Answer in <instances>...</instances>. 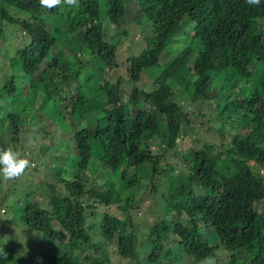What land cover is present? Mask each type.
<instances>
[{"label":"trees","instance_id":"obj_1","mask_svg":"<svg viewBox=\"0 0 264 264\" xmlns=\"http://www.w3.org/2000/svg\"><path fill=\"white\" fill-rule=\"evenodd\" d=\"M126 1L79 0L78 7H55H63L67 20L62 42L63 28L51 30L45 18L53 8L40 0H0V35L6 37L10 24L25 38L8 60L0 56V127L6 123L10 129L9 142L0 133V149L9 145L17 151L25 110L18 104L27 102L39 110L37 121L45 118L63 131L58 136L39 127L41 138L51 139L39 152L42 159L54 156L53 168L67 173L55 177L56 189L48 187L54 189L47 204L28 190L22 203L14 198L9 208L0 180V219L11 216L2 221L22 219L42 233L45 246L50 237L64 238L62 244L53 242L58 254L47 247L43 254L42 245L39 256L15 261L223 264L221 251L226 264H264V214L257 209L264 199V71L249 84L253 65L261 61L264 68V0H135L142 26L133 35L124 29L123 35ZM186 21L192 36L183 29ZM182 40L190 41L175 47ZM120 43L129 51L127 70L111 79L125 65L117 59ZM221 74L227 79L214 84ZM91 105L96 109L90 111ZM23 118L31 120L28 114ZM198 131L222 138L229 132L230 139L210 142ZM174 156L181 168L169 171L162 161ZM98 164L105 168L98 174L101 181L93 183L88 175ZM144 165L147 175L140 182L155 186L162 206L137 245L136 195H128L121 182L135 185L141 174L136 169ZM159 174L165 190L156 186ZM45 183L34 190L43 191ZM175 214L180 219L171 218ZM241 247L249 250L245 261L238 257ZM6 258L0 257V264H13Z\"/></svg>","mask_w":264,"mask_h":264},{"label":"rangeland","instance_id":"obj_2","mask_svg":"<svg viewBox=\"0 0 264 264\" xmlns=\"http://www.w3.org/2000/svg\"><path fill=\"white\" fill-rule=\"evenodd\" d=\"M126 7H127V20H124V26H123V30H127L128 32H131V34L135 31V28H137V25L140 27L142 26V23L139 21L138 17H137V3L135 0H127L126 1ZM52 13L51 12H47L45 14V18L47 23H49L50 25V29H54L56 28V26H61L63 29H61V33H59V39L64 42L66 39V33H65V28L67 26V20L64 17V12H63V7L59 8V9H52ZM137 17V18H136ZM188 21L185 22L186 26L183 28L186 32H188V36H192L193 34V30L189 27V25L187 24ZM184 24V25H185ZM122 30V31H123ZM125 30L122 32L123 35L126 34ZM3 33L6 35V37L0 35V56H2L3 54V59L4 60H8V58L14 54L15 49H17L21 44H23L24 42V36H22L20 29L15 26V25H6L4 27V31ZM130 34V36H131ZM138 33H135V39ZM55 35H58V33H55ZM133 35V34H132ZM132 40H133V36H132ZM190 40H187V42L189 43ZM186 41L183 42L180 41L179 43H177L175 45V47L180 48L183 45H185L187 43ZM133 49V46H132ZM173 53H175V51H173ZM171 53L169 54L170 56H173L174 54ZM131 54V51H130ZM129 55V51L127 50V47L125 44L120 43L118 45V61L119 63H124V66H121L122 69L118 70L116 69L115 71H113L111 73V79L116 78L119 74L120 71L126 72L127 70V63H126V58ZM134 61V60H133ZM138 62H140L139 60H137ZM132 63V61H131ZM141 63V62H140ZM133 68L136 69L138 68V65L133 63ZM253 69L256 70L255 71V75L253 76L252 79H250L249 84L254 85L256 84V82H258L259 78L261 77L264 68L262 65V62L258 61L253 65ZM15 73L19 74V72L17 70H15ZM39 73L42 76V71H39ZM2 73L0 72V77H1ZM44 76L45 73H44ZM126 74H124L123 78H126ZM228 75L226 74H221L218 78H216L214 80V84L219 85L221 82H224L225 79H227ZM143 78H146V76L144 75ZM18 80V78H17ZM114 82V81H113ZM52 84L50 87V90L53 89L54 84ZM41 86V85H40ZM143 89H149L151 87V85L148 84H142L140 85ZM235 91H237L239 94L237 95L238 99H241V93H240V89L238 87H236ZM30 95V94H29ZM33 97H35L36 95H32ZM21 108H25V110L23 111V113L21 114V119L19 121L20 125H22L21 130L22 132L20 133V137L19 140L16 141L15 145L18 147L17 152H20L22 154V156L28 158L30 161L32 160L34 162V167H30L25 174L20 177L19 179H16L13 181H3L1 180V185L4 187V190H6L5 197H4V204H7V207L9 208L12 203H13V199L14 198H18L20 200V203L23 202V194L28 191V190H32L33 195L36 194L37 196H35L34 198H36L35 200H37L40 203L43 204H47L48 203V193L50 192L51 189H54L57 185V181L56 178L61 177V176H67V173H65V170L59 166H57L56 168L52 166V163L55 162V157L53 156V161L52 158L50 156L42 159V155L39 152V147L44 145V144H49V142L51 141V139L49 138V135H45L43 138H41L40 133L41 131L38 130V128L41 126L46 125V130L49 132L54 133L55 135L57 134L58 136H63L62 135V130L55 124L52 123L51 121H46L47 119L42 118L40 120L37 121V116L35 115L36 113L39 112V110H37V107H35L36 109H34L33 107H30V104L27 102H21L18 104L19 106H22ZM20 108V109H21ZM92 108H95L94 105H91L90 107V111L92 110ZM96 109V108H95ZM24 114H28V118L31 119L29 121H23V115ZM35 117V118H34ZM34 118V119H33ZM1 126V125H0ZM8 125L5 123L3 124L2 128L0 127V133L2 134V138H4L7 142H9L8 139H6L9 135V131L10 129L7 128ZM164 130V126H162L161 131ZM228 130V129H227ZM196 131L193 132V134L195 135ZM192 134V135H193ZM198 134L200 135V137L203 140H209L210 142H215L218 143V140L221 141H226L229 137H230V133L226 132L225 133V137L222 138V135H219L217 132L214 133H210V132H205V131H198ZM42 135V134H41ZM43 136V135H42ZM61 138V137H60ZM53 139V138H52ZM230 139V138H229ZM228 139V140H229ZM185 142L187 144H189V141L185 140ZM191 143V142H190ZM63 143H61L62 145ZM7 148H10L9 145H6ZM59 152V151H58ZM57 151H55V153H58ZM187 152V150H183L181 154H185ZM180 154V155H181ZM179 155V157H180ZM178 156H174L172 159H165L164 161H162V164H168V170L170 171L172 168H176L179 169L181 168L179 166V164H181V160L179 159ZM179 163V164H178ZM46 164V166H45ZM33 165V164H32ZM105 167L101 164H98L94 171L92 173H89V177H90V181L92 182V180L94 181L93 183H97L100 182L101 179L99 177V172L101 170H103ZM54 169V170H53ZM147 169V166L144 165L138 169H136L137 173H141L140 176H138L137 181L135 182V185L132 186H128L124 181L121 182V188L125 189L128 193V195L134 194L136 195V210H135V214H134V222H135V236H136V243L138 244H143L144 243V236L147 234V227H149V225L151 223H153L156 220V214L161 210V206H162V202L161 200L158 198V193L156 192L154 189L155 186H152L150 183L147 184H142L140 181L141 179L144 180V176L147 175L145 170ZM144 171V172H141ZM169 173V172H168ZM58 175V176H57ZM108 174H106L107 177ZM132 175V174H130ZM56 177V178H55ZM163 177V176H162ZM167 178H171L166 176ZM100 180V181H99ZM163 180H165V178H163ZM44 181L46 182L44 184L43 187L47 188H43V191H38L40 189V187H38L37 189L35 188L34 190V186L35 184L36 187L38 186L39 182ZM108 185H110V180L107 179L106 182ZM12 184V185H11ZM48 184V185H47ZM51 184H55L53 187L49 189L48 187ZM162 179H161V175L159 174V180L156 181V186L157 187H162L163 190H165V187H163L162 185ZM58 186V185H57ZM116 186V185H115ZM172 188V187H171ZM56 189V188H55ZM3 188H1L0 191H2ZM7 190H9V192L7 193ZM167 190H170V187H166V192ZM4 192V191H3ZM257 209L262 212L264 214V199L260 202L257 203ZM20 212V211H18ZM119 212V211H117ZM3 213V212H2ZM120 213V212H119ZM118 213V214H119ZM5 214V213H4ZM4 216V215H1ZM9 218H11L10 213L8 214ZM179 214H175L172 215L171 218H174L176 220L180 219ZM7 217L4 216V218L0 219V246H6L4 249V251L7 253V260H9V257L11 258V260L13 261V264H17V261H15L18 256L20 255H25L26 258H31L30 256H39L38 250L40 248V246H45V244H42L44 241L39 237L41 236V232L30 229L26 226V224L22 221V219H19L18 222H16V220H13V223H9L10 221H2L4 219H9V218H5ZM39 234V235H38ZM51 239V243L46 242L48 245L45 247H42L40 252H42L43 254H45L44 248L47 247V250L50 252H54L55 254H58V249L54 247L53 242L55 241V243H61L64 242V238H57V237H50ZM57 247H59L57 245ZM38 249V250H37ZM111 249L114 251V248L111 247ZM54 250V251H53ZM224 250V249H222ZM11 251V252H10ZM10 253V254H9ZM14 254V255H12ZM249 254V250L243 251V248H240V251L238 253V257L240 259H242L241 261H245V257H247V255ZM12 255V256H11ZM218 256H220L219 260L224 261L223 264H226V256L227 253L226 252H219ZM113 260L118 261V257H116V255H112L111 256ZM31 259H29L30 261ZM147 260V259H146ZM122 264H128L125 260H122Z\"/></svg>","mask_w":264,"mask_h":264},{"label":"clouds","instance_id":"obj_3","mask_svg":"<svg viewBox=\"0 0 264 264\" xmlns=\"http://www.w3.org/2000/svg\"><path fill=\"white\" fill-rule=\"evenodd\" d=\"M249 4H259L260 0H246ZM43 7L52 9L62 4L69 7H78L79 0H40ZM32 167L31 161L22 156L20 152L12 148L0 149V179L14 181L22 177ZM67 178V177H66ZM7 253L0 246V257H6Z\"/></svg>","mask_w":264,"mask_h":264}]
</instances>
